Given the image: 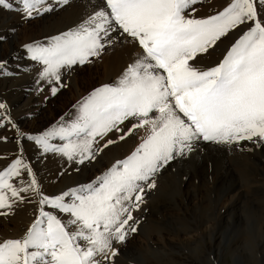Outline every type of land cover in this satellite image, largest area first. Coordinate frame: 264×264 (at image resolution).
Returning a JSON list of instances; mask_svg holds the SVG:
<instances>
[{
  "label": "snow or ice",
  "instance_id": "snow-or-ice-1",
  "mask_svg": "<svg viewBox=\"0 0 264 264\" xmlns=\"http://www.w3.org/2000/svg\"><path fill=\"white\" fill-rule=\"evenodd\" d=\"M18 2L25 18L54 10L52 4L45 6L46 0ZM200 2L102 0L76 28L46 44L24 45L31 59L43 65L41 79L55 84L53 96L64 86L59 83L62 69L99 57L114 42L113 33L139 49L115 83L94 88L74 106V119L65 123L61 117L29 137L44 152L83 164L116 143L100 144L114 131L121 141L141 128L146 135L93 182L53 196L42 192L22 156L0 169V216L10 215L26 200L25 193L39 197L38 215L27 231L0 237V264H114L119 249L113 242L123 243L129 231H137L133 211L143 202L145 187L155 186L150 178L175 154L191 152L200 140L264 142V0H229L222 10L197 17L194 6ZM0 6L13 9L8 0H0ZM242 28L218 63H197L200 55ZM126 121L134 123L125 131ZM53 138L66 142L56 145ZM23 172L29 180L22 179ZM14 178H20L19 185Z\"/></svg>",
  "mask_w": 264,
  "mask_h": 264
},
{
  "label": "rangeland",
  "instance_id": "rangeland-1",
  "mask_svg": "<svg viewBox=\"0 0 264 264\" xmlns=\"http://www.w3.org/2000/svg\"><path fill=\"white\" fill-rule=\"evenodd\" d=\"M46 1L45 5L56 6L53 11L57 12L46 27L41 20L46 12L25 18L18 10L22 7L18 0H8L13 5L11 10L0 6V12L14 13L18 20V25L12 27L7 15H0V33H9L0 41V63L5 66L6 55L14 59L13 63H19L14 71L0 69V103L6 105L5 109H0L4 117L0 120V169L22 156L36 174L42 192L53 196L96 180L117 160L130 155L146 131L138 129L122 141L118 139L120 133H110L100 144L109 139L116 143L83 164L69 161L58 152H44L29 138L58 124L61 117L65 123L74 119L78 112V107L74 106L94 88L115 83L139 51L136 47L126 56L124 64L114 72L116 75L107 73L103 59L109 52L116 47H135L120 33H113L114 42L106 45L99 57L62 69L59 83L64 86L53 96L51 88L55 84L41 79L43 65L31 59L24 45L46 44L53 37L76 28L98 10L102 0H69L66 5H58L57 0ZM227 3L229 0H201L194 6L195 15L206 17L222 10ZM243 30L232 31L227 38H222L207 55H200L197 63L201 67L218 63ZM12 35L16 37L11 41ZM9 53L13 54L9 56ZM20 92L25 97L38 98V103L36 107L25 109L29 111L28 116L14 125L9 120L16 111H22L23 106L19 107L16 100ZM132 123L134 121L125 122V131ZM5 137L7 139H3ZM50 142L61 145L66 141L53 138ZM22 179H30L27 172L22 173ZM19 180L14 178L13 182L19 185ZM150 182L155 186L145 187L143 202L133 211L138 221L134 225L137 231H129L123 243L113 242V246H120H117L120 252L114 264H264V142L244 140L229 144L200 140L191 152L175 154ZM23 195L26 200L22 204L18 202L10 215L0 216V237L22 236L38 215L39 197L31 193ZM185 196L195 201L196 206L192 207ZM57 214L67 219L66 214ZM206 229L207 233L202 236L201 232ZM184 233L194 235H189L193 244H178Z\"/></svg>",
  "mask_w": 264,
  "mask_h": 264
},
{
  "label": "bare ground",
  "instance_id": "bare-ground-1",
  "mask_svg": "<svg viewBox=\"0 0 264 264\" xmlns=\"http://www.w3.org/2000/svg\"><path fill=\"white\" fill-rule=\"evenodd\" d=\"M76 1H78V0H76ZM47 2V1H46ZM51 3H53V2H51ZM57 3V2H56ZM55 3V4H56ZM58 4V3H57ZM58 5H61V4H58ZM57 5V6H58ZM46 6V5H45ZM56 6H54L53 5V8H55ZM46 13H48V14H46ZM45 14H44V16H42V18H41V20H42V24H43V26L44 27H46L47 25H48V23H50V21L56 16V14H57V12H46ZM0 15H7V17H6V19H8L7 20V22L9 21V22H11L10 24H12V27H16L17 25H18V20H17V16L14 14V13H9V12H0ZM7 35H9V33H8V31H7V33H4V32H2V33H0V36H3V37H6ZM14 37H16L15 35H12V39H11V41L13 40V38ZM15 39V38H14ZM1 43V42H0ZM15 48V47H14ZM133 49H137L136 47H134V48H130V46H124V47H120V48H115L112 52H109L105 57H104V59H103V62H104V66H105V70H106V72L107 73H109V74H112L113 73V75H116L117 73H115L114 74V72H117L119 69H120V67L124 64V62L126 61V56L130 53V52H132L133 51ZM13 50H15V51H17L16 49H13ZM19 50V49H18ZM14 51V52H15ZM13 53H9V56H11ZM130 55V54H129ZM7 56V55H6ZM6 56H4V60H5V66L4 65H2V69L3 70H6V68H9L10 70H12V71H14V70H16V69H18V67H19V63H13V61H14V59H8ZM13 60V61H12ZM23 63V62H22ZM6 65L8 66V67H6ZM1 69V70H2ZM0 74H1V72H0ZM64 75V74H63ZM28 85V84H27ZM28 95V94H27ZM16 100L19 102V107H22V111H16L15 112V115H14V118L12 119V118H10V120H9V123H14V125H19L20 123H22L24 120H25V118L28 116V114H29V111H24L25 109H28V108H30V106H31V108L32 107H36L37 106V103H38V98H36V99H32V98H30V97H25L24 96V93L23 92H20V94H18L17 96H16ZM15 100V101H16ZM17 102V103H18ZM16 106V105H15ZM7 117H8V114H7ZM9 119V118H8ZM39 150V149H38ZM37 150V152H38V156H39V154H40V152ZM42 153V152H41ZM38 158V157H37ZM39 159H42L41 157L39 158ZM38 162V161H37ZM97 178V177H96ZM93 179V178H92ZM91 181H93V180H91ZM255 187V186H254ZM185 197H188V196H185ZM189 199V197H188V199H187V201H188V203L189 202H192V207H194V206H196V204H194L195 203V201H192V200H190ZM21 204H22V202H21ZM160 213V212H159ZM158 214V213H157ZM221 218L223 219V218H225V217H222L221 216ZM30 220L31 219H29V221L28 222H30ZM221 220V219H220ZM32 222V221H31ZM208 222V221H207ZM208 228V227H207ZM189 230V229H188ZM187 230V231H188ZM192 230V229H191ZM211 230V229H210ZM178 231V230H177ZM203 231V230H202ZM193 232V231H192ZM158 233V232H157ZM207 233V229L206 230H204L203 232H201V235L202 236H204L205 234ZM180 235V234H179ZM192 236L193 234H187V233H184V236L180 239V241L178 242V244L180 243V244H186V245H188L189 243H192V239H190V236ZM194 236V235H193ZM198 238V237H197ZM194 243H195V241H193ZM213 243L215 242L214 241V239H213V241H212ZM157 243V242H156ZM161 243V242H160ZM170 243V242H169ZM174 243V242H173ZM193 244V243H192ZM118 245H116L115 244V246H113L114 248H116V249H118V247H120V246H118ZM146 246H147V244H146ZM173 247V246H172ZM186 247H189V246H186ZM123 248V247H122ZM125 249H127V248H125ZM141 249V248H140ZM123 250V249H122ZM155 251V250H154ZM119 252H120V248H119ZM109 255H111V253H109ZM119 255V254H118ZM117 255V256H118Z\"/></svg>",
  "mask_w": 264,
  "mask_h": 264
}]
</instances>
